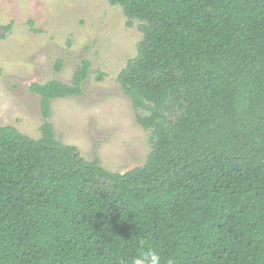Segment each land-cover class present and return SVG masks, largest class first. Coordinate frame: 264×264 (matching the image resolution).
Instances as JSON below:
<instances>
[{
	"label": "trees",
	"instance_id": "16d2710c",
	"mask_svg": "<svg viewBox=\"0 0 264 264\" xmlns=\"http://www.w3.org/2000/svg\"><path fill=\"white\" fill-rule=\"evenodd\" d=\"M109 3L142 33L117 82L150 153L112 172L0 125V264H264V0ZM90 67L30 87L45 119Z\"/></svg>",
	"mask_w": 264,
	"mask_h": 264
},
{
	"label": "rangeland",
	"instance_id": "374dc122",
	"mask_svg": "<svg viewBox=\"0 0 264 264\" xmlns=\"http://www.w3.org/2000/svg\"><path fill=\"white\" fill-rule=\"evenodd\" d=\"M10 24L0 40V125L38 139L47 120L57 139L109 171L142 166L150 153L148 133L117 82L137 54L139 24L129 28L109 0H0V34ZM83 59L91 63L83 93L52 99L45 119L30 87L50 80L70 84Z\"/></svg>",
	"mask_w": 264,
	"mask_h": 264
},
{
	"label": "clouds",
	"instance_id": "9594fccd",
	"mask_svg": "<svg viewBox=\"0 0 264 264\" xmlns=\"http://www.w3.org/2000/svg\"><path fill=\"white\" fill-rule=\"evenodd\" d=\"M137 264H145V262L137 261ZM148 264H159V257L153 254L150 260L148 261Z\"/></svg>",
	"mask_w": 264,
	"mask_h": 264
}]
</instances>
